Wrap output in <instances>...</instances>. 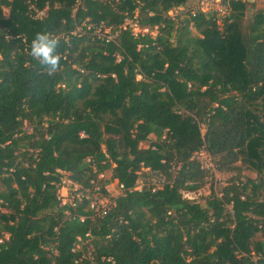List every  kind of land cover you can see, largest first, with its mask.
Here are the masks:
<instances>
[{
  "label": "trees",
  "instance_id": "obj_1",
  "mask_svg": "<svg viewBox=\"0 0 264 264\" xmlns=\"http://www.w3.org/2000/svg\"><path fill=\"white\" fill-rule=\"evenodd\" d=\"M190 1L0 0V264H264V14L223 0L219 28ZM40 31L60 40L53 76L28 54ZM201 148L234 173L203 204L182 198L206 183ZM142 167L169 183L130 191ZM107 170L124 190L104 216L57 199Z\"/></svg>",
  "mask_w": 264,
  "mask_h": 264
},
{
  "label": "built area",
  "instance_id": "obj_2",
  "mask_svg": "<svg viewBox=\"0 0 264 264\" xmlns=\"http://www.w3.org/2000/svg\"><path fill=\"white\" fill-rule=\"evenodd\" d=\"M210 0H198L197 5L195 8H192L190 11V15L195 16L197 12L203 13L202 8H206L209 12L207 13H216L218 15L219 13H226V8H213L210 7L209 4ZM76 4H80V0H76ZM183 8H174L168 12V15L174 19L177 14L173 15V12L179 13V11H182ZM30 17L32 19H41L45 15V10H37L33 5L29 7ZM206 14V13H204ZM128 26L132 30V35L134 37H137L138 35H144V34H151L149 33V28H140L137 25V22H134L133 20H125L124 27ZM80 31L79 28L76 30V32ZM94 34L97 35L99 39L104 41L105 43L114 42L117 31L115 29L111 28H98L94 31ZM114 77V75H112ZM139 78V76H138ZM191 160L196 161L200 168L208 173L209 175L216 174L217 167L214 164L211 155L206 151V149L201 148L200 150L194 152L191 156ZM89 160H87L88 162ZM95 172V169H94ZM219 172V171H218ZM105 178V172H100L97 174V179L100 182H104L108 180L109 186L114 184L116 190L121 194L124 190L123 185L119 184L116 179H113L111 177ZM141 178H144V180H141ZM67 179V178H66ZM141 180V181H140ZM145 182V183H143ZM68 183V184H67ZM108 183L101 185L99 183L91 182V188L83 189L79 185L72 183L70 180L64 181L62 178V181L57 189V199L60 201L62 205H70L72 207L79 204L82 200L88 201V209L91 210L95 215L97 216H104L110 206L113 205L112 199L116 197H112L109 194L108 190ZM169 182L166 181L164 174L161 171H153L148 168H141L138 172V179L135 182V185L130 191H142L143 189H147L151 192H155L159 189H161L164 185L168 184ZM64 185L67 186L68 192L70 195H65L67 191H65V194L60 193V190H62ZM103 190L105 193H103ZM215 193L220 198L221 194L215 190ZM119 194V195H120ZM118 195V196H119ZM197 191H182V198L191 201V202H197L196 201ZM66 197V198H64ZM64 198V199H62ZM64 203H63V202ZM230 209V207H228ZM81 218L80 220H82ZM5 239H7V235L5 236Z\"/></svg>",
  "mask_w": 264,
  "mask_h": 264
},
{
  "label": "rangeland",
  "instance_id": "obj_3",
  "mask_svg": "<svg viewBox=\"0 0 264 264\" xmlns=\"http://www.w3.org/2000/svg\"><path fill=\"white\" fill-rule=\"evenodd\" d=\"M240 1L248 2L247 9L244 13V22L251 21L253 16L259 12H262L264 14V0H240ZM197 2H198V0L190 1L187 3L186 7H189L191 9L195 8L196 6L198 7ZM209 4H210V7H213V8H223L224 9L227 7V6H224L223 0H210ZM208 10L205 7L202 8L203 14L204 13L207 14V12H209ZM227 11L228 10L226 8V13H224V14L219 13L218 15H216V24L219 26V28L222 26V22H223L225 16H227ZM185 12H186V10H184V9L182 11H179V13H182V14ZM179 13H176L174 11L173 15L174 14L178 15ZM149 32L152 35H155L154 30H152V31L149 30ZM258 108L259 109L256 111V113L260 116L262 113V110H261L260 106ZM26 131L31 132L30 129H26ZM154 139H155L154 136L150 137V141H154ZM148 145H149L148 143H142L139 146L142 149H146V148H148ZM262 172H263V170H262ZM110 174H111L110 170L105 171V178L104 179L109 178ZM242 175L244 177H248V178H255L257 176L255 170H249V169H244L242 171ZM233 176H234V173H224V172H220V171L219 172L216 171V174L209 175L207 177L205 185L197 191L196 201L203 204L204 199L207 196H209L212 188H214V190H216V192L217 191L219 192L220 187H222ZM63 180L66 181L67 180L66 177H63ZM141 180H144V178H141ZM143 183H145V182H143ZM109 185L110 184L108 183V190H109L110 196H112V197L118 196L120 193L118 192V190H116L114 184H112L111 186H109ZM64 187L65 188L60 190V193L65 194V191H67L65 195L66 196L70 195L68 192L69 188H67L66 185H64ZM64 198H66V197H64ZM64 198H62V199H64ZM2 212H4V210H2ZM255 240H261L260 235H256Z\"/></svg>",
  "mask_w": 264,
  "mask_h": 264
},
{
  "label": "clouds",
  "instance_id": "obj_4",
  "mask_svg": "<svg viewBox=\"0 0 264 264\" xmlns=\"http://www.w3.org/2000/svg\"><path fill=\"white\" fill-rule=\"evenodd\" d=\"M60 40L49 31L35 33L31 40L28 54L35 60L47 75L53 76L61 70L63 59L58 51Z\"/></svg>",
  "mask_w": 264,
  "mask_h": 264
},
{
  "label": "water",
  "instance_id": "obj_5",
  "mask_svg": "<svg viewBox=\"0 0 264 264\" xmlns=\"http://www.w3.org/2000/svg\"><path fill=\"white\" fill-rule=\"evenodd\" d=\"M201 128H202V130H204V126L203 125H201Z\"/></svg>",
  "mask_w": 264,
  "mask_h": 264
}]
</instances>
